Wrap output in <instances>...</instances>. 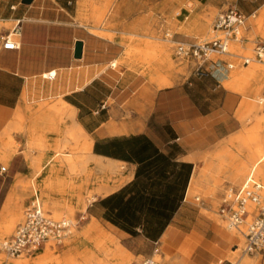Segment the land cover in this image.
<instances>
[{
  "label": "crops",
  "instance_id": "obj_1",
  "mask_svg": "<svg viewBox=\"0 0 264 264\" xmlns=\"http://www.w3.org/2000/svg\"><path fill=\"white\" fill-rule=\"evenodd\" d=\"M101 1L0 0V169L1 161L9 163L0 170V218L21 198L46 194L50 183H56L55 164L41 165L46 157L40 154H29L28 164L24 153L35 134L44 135L51 120L65 115L64 126H59L63 143L72 142L86 153L90 192L97 193L80 214L84 218L80 237L63 253H93L94 242L104 235L136 257L155 252L154 258L161 259L157 264H227L228 249L233 254L241 240L203 212L214 213L221 194L197 204L193 193L211 187L204 181L202 159L215 152L222 161L229 157L226 146L235 142L243 127L242 92L223 61H209L205 74L194 68L175 83L181 68L168 55L170 62L158 70L155 64L161 61L148 64L147 56L154 50L149 42L112 27L123 22L130 9ZM195 1L201 13L221 14L234 7L246 21L264 6V0ZM108 8L112 12L106 13ZM100 11L104 14L98 20ZM209 20L175 30L177 41L192 43L197 41L194 35L205 40ZM18 21L21 32L14 39L19 48H3L2 41ZM12 23L11 29L4 26ZM78 42L80 57L75 55ZM119 63L129 71L117 69ZM74 129L81 131L77 138ZM85 138L87 149L82 145ZM14 143L20 146L18 151ZM32 143L39 153H49L42 151L41 142ZM231 157L234 162L235 155ZM77 165L74 160L70 170L77 171ZM29 177L34 191L20 192L21 182ZM230 179L238 181L241 176L233 174ZM231 237L238 240L232 246ZM76 259L89 264L82 257ZM69 260L65 259L67 264Z\"/></svg>",
  "mask_w": 264,
  "mask_h": 264
},
{
  "label": "rangeland",
  "instance_id": "obj_2",
  "mask_svg": "<svg viewBox=\"0 0 264 264\" xmlns=\"http://www.w3.org/2000/svg\"><path fill=\"white\" fill-rule=\"evenodd\" d=\"M101 3H107L109 6L123 3L125 5L123 8L126 9V7H128L130 9V14L124 17L123 22L113 23L112 27L118 28L116 30L139 34L143 40L149 42V46L156 50V52H154V50L151 52V55L154 57L153 62H160V59L165 60L167 52L171 51L174 54V58H171L170 60L172 61V64L175 63L179 66V68H181L175 83L185 80L195 68V63L193 60H183L176 57V44L172 45V41L168 42L170 38H167L165 33L169 32L173 35L175 30H184L191 24H200L204 19L206 20L207 17H210V20L207 23V30L210 32L212 30V32H214V21L220 13V11H216L214 13H201L195 0H102ZM263 11L264 6L256 13L254 19L251 18V20L254 23L258 22ZM103 12L104 11L98 12V20L103 18ZM105 12L110 13L112 10L108 8ZM107 17H109V14ZM13 25L14 24L12 23L4 26L11 29ZM214 33L215 36L211 38L207 37L206 40H199L197 35L194 36L197 37L196 40L198 42L210 41L216 37L222 36V33L220 32ZM174 40L177 41L176 33ZM3 42L4 40L1 45H3ZM261 42H264V26L259 29L257 25H249L248 21H246L245 25L241 28L239 40L230 42L229 52L233 55L228 56L215 54L211 58L212 62H224L225 67L230 72L231 79L236 81L240 91L242 92L243 100L240 105V111L244 109V115L241 119L243 127L240 133L245 136L244 139L253 133V128L256 124V119L253 118V113L255 114L257 112V110L254 109L256 105L258 107L259 116L264 117V103L259 104L262 100H264V68L257 62H251L248 67H244L241 57H252L255 47ZM163 64H155L156 69L159 70ZM228 64L233 65V68H228ZM117 69L129 71V67L122 63L117 65ZM251 73H253V75H251ZM254 76L256 77L254 78ZM49 102H54V100ZM243 102H245V107L243 106ZM57 118V120H51L49 122L50 129H47L44 132V135L35 134V136L28 143V152L24 153L28 164L29 154H34V156H37L38 154L45 156L46 159L41 161V165L50 162L55 164L56 174L53 179H55L56 183L52 185V183L49 182L51 184L49 186L50 191L46 192V194L37 196L27 195L26 197L21 198L22 201L19 204L10 206L6 215L3 218H0V239H7L13 235L17 225L23 219L25 205L31 200L36 199L40 201L44 209L50 212L53 216V211L58 208L53 206L54 203L52 202H58L60 204V211L63 213L66 212V214L56 218L67 217L74 220L77 219L82 212H84V209L81 207L82 202L79 203V201H84L83 203H85L87 199L92 196V194L95 195L97 193L90 192V190H92L91 170L85 157L86 153L81 151L80 148L78 149V147H76L72 142L63 143L65 138H62V131H59V126H64L65 115H59ZM246 118L250 119L243 122ZM34 140L41 142L43 144L40 147L42 151H49V153H39V151L35 149V144L32 143ZM245 144V150L241 151L238 148V144L231 140L225 149L229 151V157H226L225 161H222V159L217 156L218 152L207 154L202 159L204 162L203 172L206 173L204 181L208 187H211L207 191L197 190L193 193V196L194 202L200 204L202 201L209 202L211 199H216V193L221 194L215 201L214 213H210L206 210H203V212L209 217L215 219L224 231L229 234L231 232L233 236H236L241 240L239 248H237L233 254L231 252L232 248L230 247L228 249L227 260L232 262L239 261V264H246L247 261L250 263L251 260H253L254 264H264V249L253 254L242 253L245 241L244 235L247 231L248 224L251 221L242 224L238 229L233 231L228 229V222L218 214L222 198L226 191L231 187H239L254 167L256 168V171L258 170V163L255 160H253L255 161L254 163H251L253 156L256 155L255 152L258 149L257 145L252 142H246ZM14 145L16 147L15 150L18 151L20 146L15 143ZM31 149L34 151L31 152ZM232 155H235L236 157L234 162V158L231 157ZM74 160L78 164L77 171L75 172L69 168L70 165L73 164ZM241 161H243V164L236 167L234 170L233 165ZM1 162L3 167L8 168V162ZM223 162L225 163L223 164ZM229 162L232 163L229 164ZM81 167H83V169ZM79 168L81 169L78 170ZM233 174L240 175L241 179L238 181L230 179V176ZM40 175L41 174H39V176ZM258 175L261 178H264V174L258 173ZM43 180L46 181L47 176L43 177ZM20 185V192L25 193L30 190L34 191L33 182L30 177L27 181L21 182ZM197 197L200 198V201H196ZM80 231L81 225L78 229H75L73 234L66 239L62 245L58 246L54 243H47L45 246L40 247L28 256L23 255L11 258L4 253H0V263L10 264V262L14 260L24 259L26 262L25 264H67L65 259H70L69 264H80L76 258L82 257L83 259H87L88 262H86L89 264H115L116 258L114 257V254L117 244L115 241L108 239L104 235H100L94 242L95 252L93 253H91V251H84L83 254L79 255H75L73 251H69L67 254L63 253L62 249L69 248L75 243L76 238L80 237ZM237 238H230L231 246L238 242ZM45 251H48L51 254L47 257H36V254ZM160 252L165 253V250H160ZM130 254L131 259H129V264H140L144 259V256L136 257L134 254ZM90 260L94 262L92 263ZM155 260L158 263L161 262V259L159 258H155Z\"/></svg>",
  "mask_w": 264,
  "mask_h": 264
},
{
  "label": "built area",
  "instance_id": "obj_3",
  "mask_svg": "<svg viewBox=\"0 0 264 264\" xmlns=\"http://www.w3.org/2000/svg\"><path fill=\"white\" fill-rule=\"evenodd\" d=\"M245 22L246 16L239 9L229 8L219 14L214 21L213 29L222 33L221 37L205 42L176 41V57L193 60L196 72L200 75L205 74V64L211 61L213 55H233L229 52L230 42L239 40L241 28ZM20 32V21H18L5 36L3 48L18 49L20 45L14 37ZM165 36L172 40L175 39V34L171 35L169 32H166ZM241 60L244 67L251 62H257L264 68V42L257 44L252 57H241ZM227 66L233 68L231 64ZM5 169L2 167L0 170L5 171ZM250 207H254L255 210L249 212ZM218 214L228 222L230 227L235 229L244 224L251 215L253 220L244 235L242 253L253 254L264 249V178L258 175L255 167L239 187H231L226 191ZM83 220V216L74 220L67 217L56 218L44 209L40 201L31 200L25 205L23 219L17 225L13 235L7 239H0V253L16 258L23 255L28 256L47 243L60 246L73 234L75 229L80 227ZM154 254L155 252L144 257L140 264H157ZM227 264L239 263L228 260Z\"/></svg>",
  "mask_w": 264,
  "mask_h": 264
},
{
  "label": "bare ground",
  "instance_id": "obj_4",
  "mask_svg": "<svg viewBox=\"0 0 264 264\" xmlns=\"http://www.w3.org/2000/svg\"><path fill=\"white\" fill-rule=\"evenodd\" d=\"M255 17V16H254ZM252 18V17H251ZM251 18H247V21H248V23H251ZM254 23V22H253ZM255 25H257L258 27H259V29H261L263 26H264V11L262 12V15H261V18H260V20L258 21V22H256L255 23ZM92 32H94V33H96V34H98V35H100V36H103V37H108V38H110V39H115L116 38V36L115 35H110V34H106V33H104V32H97V31H95V30H92ZM213 36H215V33L214 32H210L209 33V35H208V38H211V37H213ZM206 40V39H205ZM124 45L126 46V48H128V46L130 45V43L129 42H127V41H125L124 42ZM148 45H149V43H148ZM167 55H168V58L169 59H171V58H174V54L170 51V52H167ZM153 59H154V57H153V55H148L147 56V60H149L148 61V64H152L153 65ZM160 61H161V63L163 64V63H168V62H170L168 59H165V60H161L160 59ZM251 75H253V73H251ZM256 76H254V78H255ZM264 103V100H262L259 104H263ZM65 109H66V113H68V115H69V117H72V113L70 112V108L69 107H67V106H65ZM255 110H257V112L254 114L253 113V118H255L256 119V124H255V126H254V128H253V133L251 134V135H248L247 137H246V139H244L245 138V136L244 135H242V133H240V134H238V136H237V138H236V140H235V142L238 144V148L242 151V150H245V143L247 142V143H250V142H252V143H256V145H257V150H256V155L255 156H253V159L252 160H255L257 163H258V173L259 174H264V161H263V158H264V117H260L259 116V113H258V107H257V105L255 106V108H254ZM250 118H246L245 120H244V122L245 121H248ZM80 134H81V131H80V129H74L73 131H72V135L74 136V138H77V136H80ZM246 135H247V133H246ZM83 136V135H82ZM83 140V139H82ZM246 140V141H245ZM83 144L82 145H84L83 147H85L86 149L89 147L88 146V140L85 138V140L82 142ZM30 155H32V154H30ZM72 171H74V169L72 168ZM94 199V196L92 195L91 197H89L88 199H87V201L85 202V203H81V207L84 209V211H85V208H86V206H87V204L88 203H90L92 200ZM52 203H54L53 204V206H55L56 208H58V209H56V210H54L53 211V214H54V216L55 217H59V216H62L63 214H66V212L65 213H63L62 211H60V209H59V203L57 202H52ZM51 207V206H50ZM255 209H254V207H250L249 208V212H253ZM68 213H70V212H68ZM68 215H70V214H68ZM68 215H65V216H68ZM252 220H253V217L250 215L249 217H248V219L245 221V223H247V222H249V221H251L252 222ZM250 222V223H251ZM249 223V224H250ZM248 224V225H249ZM228 227V229L229 230H236L235 228H232V227H230L229 225L227 226ZM238 229V228H237ZM247 232V231H246ZM117 244V243H116ZM51 253L50 252H48V251H45V252H42V253H39V254H36V257H42V256H49ZM131 254L130 253H128L127 251H125V250H123L120 246H119V244H117L116 245V250H115V254H114V257L116 258V262H115V264H129V259H131V256H130ZM155 258H159L160 259V257L159 256H156ZM26 262H25V260L24 259H17V260H14V261H12V262H10V264H25ZM157 263V262H156ZM239 263V262H238ZM249 262L247 261L246 262V264H248Z\"/></svg>",
  "mask_w": 264,
  "mask_h": 264
},
{
  "label": "water",
  "instance_id": "obj_5",
  "mask_svg": "<svg viewBox=\"0 0 264 264\" xmlns=\"http://www.w3.org/2000/svg\"><path fill=\"white\" fill-rule=\"evenodd\" d=\"M24 2L25 3H30L31 0H24ZM81 51H82V43L81 42H78L76 44V52H75L76 57H80Z\"/></svg>",
  "mask_w": 264,
  "mask_h": 264
}]
</instances>
